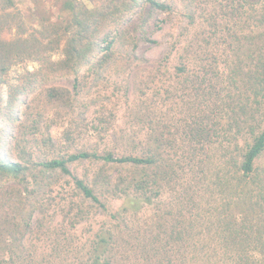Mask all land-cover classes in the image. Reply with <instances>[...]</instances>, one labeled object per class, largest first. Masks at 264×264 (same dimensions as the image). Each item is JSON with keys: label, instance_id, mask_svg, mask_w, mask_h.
<instances>
[{"label": "trees", "instance_id": "16d2710c", "mask_svg": "<svg viewBox=\"0 0 264 264\" xmlns=\"http://www.w3.org/2000/svg\"><path fill=\"white\" fill-rule=\"evenodd\" d=\"M178 1L187 24L133 78L130 100L138 48L155 42L156 14L177 3L66 0L55 20L31 26L14 0H0V118L19 120L17 160L0 151V264H264V0ZM29 60L40 68L13 82L10 71ZM115 63L138 130L112 132L111 146L78 147V129L32 106L44 94L66 114L90 107L89 79ZM64 75L72 88L48 82ZM112 115L98 116L90 135H109ZM84 161L98 164L90 177L70 168ZM54 173L99 214L64 199L62 255L38 254L28 237L44 234L34 217Z\"/></svg>", "mask_w": 264, "mask_h": 264}, {"label": "rangeland", "instance_id": "374dc122", "mask_svg": "<svg viewBox=\"0 0 264 264\" xmlns=\"http://www.w3.org/2000/svg\"><path fill=\"white\" fill-rule=\"evenodd\" d=\"M16 2V8L21 11L23 19L27 24L35 26L41 21L55 20L56 17L63 12L64 3L66 0H14ZM178 4V11L171 14L157 13L155 21H158V29L153 31V27L149 29L151 37L155 41L153 43H142L138 48V55L141 62L140 67L135 65L131 67L129 71V77L132 79L130 100L133 98L132 91L135 94L136 83L133 78H138L142 74L143 69L155 64L169 48L172 41L175 40L177 35L183 30L187 24V17L183 13V8L178 0H172ZM61 57L60 51L54 53L52 58L57 60ZM138 62V61H136ZM134 65V64H133ZM40 68V63L34 60H29L24 64L14 66L10 71V76L13 78V82H17L16 78L19 75L25 73L26 70L34 71ZM131 72V73H130ZM133 74V75H132ZM126 73L123 69V65L111 64L105 70L99 72L89 79V85H91L92 105L90 107L81 106L74 110V113L66 114L62 109L56 105L46 104L43 100L44 94H38L35 96V101L32 106L39 108L46 115L50 116L49 120H65L68 121L72 128L78 129L81 132L82 139L78 142V147H91L99 146L104 148L105 144L113 143L112 132L119 130H138V125L132 119V111L128 104H125L126 95L124 89L126 88V82L124 77ZM133 76V77H132ZM48 82L53 84L72 88L73 76L64 75L55 79H50ZM50 84V83H48ZM118 89V90H117ZM137 93V91H136ZM30 94L24 99V102L20 106V112L17 113L20 116L22 110L26 107L25 103L28 98H31ZM6 98V97H5ZM148 98L146 95L139 97L137 95L136 101L140 99ZM137 101V102H138ZM66 114V117H64ZM116 116V121L112 123L113 128L110 129L107 136L102 138L99 135H90L92 131H95L96 125L99 124L98 116ZM19 120L17 119L12 123H8L5 117L0 118V134L3 133L2 139L0 138V151L4 157L17 160L16 153L13 150L14 133L15 128ZM106 126V125H105ZM96 132V131H95ZM61 131L55 127L53 128L54 137H58ZM104 137V138H103ZM98 164L94 162L84 161L75 162L70 165L72 172L80 177H90L94 170H96ZM71 179L68 176L54 173L51 175L45 188L41 190L39 199L44 202V209L35 213L34 219L38 216L42 218L44 234L32 232L28 237V242L37 246L38 254H50V255H62L60 249L64 248L63 241L68 238V234H60L59 231L63 227L62 216L60 214L62 209V202L64 199L71 197L76 198L79 203H85L88 209L91 203L82 200L81 196L75 195L72 189ZM120 201L115 203L118 206ZM94 216L97 217L99 211L95 208L91 209ZM97 227L102 222V218L98 217L97 220L93 219L82 221L77 226L75 232L81 233L83 230L88 229L90 223ZM94 222H97L94 223ZM35 223V222H34ZM74 234V233H73ZM74 236V235H72Z\"/></svg>", "mask_w": 264, "mask_h": 264}]
</instances>
